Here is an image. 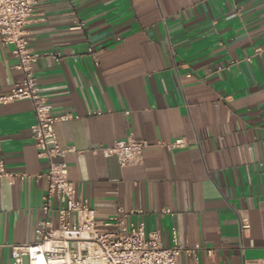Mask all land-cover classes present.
I'll use <instances>...</instances> for the list:
<instances>
[{"label": "crops", "instance_id": "crops-1", "mask_svg": "<svg viewBox=\"0 0 264 264\" xmlns=\"http://www.w3.org/2000/svg\"><path fill=\"white\" fill-rule=\"evenodd\" d=\"M26 30L52 116L73 117L55 125L77 151L61 161L98 220L140 209L129 222L165 247L175 230L199 264H264V0H37ZM16 63L0 41V95L21 80ZM34 122L29 101L0 106V161L30 177L0 178L1 264L42 218ZM127 138L148 143L142 165L99 151Z\"/></svg>", "mask_w": 264, "mask_h": 264}, {"label": "built area", "instance_id": "built-area-1", "mask_svg": "<svg viewBox=\"0 0 264 264\" xmlns=\"http://www.w3.org/2000/svg\"><path fill=\"white\" fill-rule=\"evenodd\" d=\"M37 0H0V41L11 46L17 60L15 69L22 74L5 95H0V106L17 101H29L35 122L30 127L37 150V158L46 162L47 171L38 175L46 184L42 196V218L38 221L35 241L31 244L12 245L11 264H180L182 255L189 257V264H199L194 249H182L178 245L177 233L172 231V245H162L159 231L147 230L145 223L129 222L131 216H141L143 211L133 209L117 214L107 220H98L95 210L86 201L76 198L73 183L69 180L68 168L61 159L67 153H77L73 147L62 148L57 139L55 125L58 120L66 121L71 115L56 119L52 106L41 94L34 67L41 55L30 45L26 30ZM92 54V49H88ZM60 62L61 55L48 53ZM183 139L163 144L171 151L185 147ZM146 141L127 138L116 140L99 151L105 157L114 156L120 167L143 164ZM93 152H97L94 150ZM0 178L9 182L30 177L22 173L8 172L0 161ZM170 213V211H164ZM248 223L242 221L241 228ZM1 264V263H0Z\"/></svg>", "mask_w": 264, "mask_h": 264}]
</instances>
